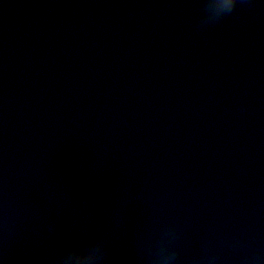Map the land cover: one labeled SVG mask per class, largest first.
<instances>
[{
    "label": "water",
    "instance_id": "95a60500",
    "mask_svg": "<svg viewBox=\"0 0 264 264\" xmlns=\"http://www.w3.org/2000/svg\"><path fill=\"white\" fill-rule=\"evenodd\" d=\"M228 3L0 0V264H264V0Z\"/></svg>",
    "mask_w": 264,
    "mask_h": 264
},
{
    "label": "clouds",
    "instance_id": "9594fccd",
    "mask_svg": "<svg viewBox=\"0 0 264 264\" xmlns=\"http://www.w3.org/2000/svg\"><path fill=\"white\" fill-rule=\"evenodd\" d=\"M239 2H240V0H229V3H228V5H227V14L233 12V11L236 9L237 4H238ZM217 20H218V19H217ZM217 20H215V21H217ZM215 21H212V22H210V23H213V22H215ZM202 23H204V24H210V23H206V22H204V21H202ZM96 241L99 242L101 245H103L104 243H106L103 239H99V240H96ZM106 255H107V251L102 252L98 258L101 259V260H104L105 257H106ZM178 255H179V253H178V251H177L176 254H175V258H176ZM205 262H206V257H201V258H199L198 260L194 261V264H205ZM151 264H154V261H153V260L151 261Z\"/></svg>",
    "mask_w": 264,
    "mask_h": 264
}]
</instances>
